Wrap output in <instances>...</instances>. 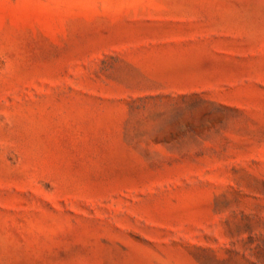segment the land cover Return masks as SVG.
<instances>
[{
  "label": "rangeland",
  "instance_id": "374dc122",
  "mask_svg": "<svg viewBox=\"0 0 264 264\" xmlns=\"http://www.w3.org/2000/svg\"><path fill=\"white\" fill-rule=\"evenodd\" d=\"M0 264H264V0H0Z\"/></svg>",
  "mask_w": 264,
  "mask_h": 264
}]
</instances>
